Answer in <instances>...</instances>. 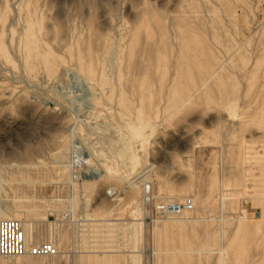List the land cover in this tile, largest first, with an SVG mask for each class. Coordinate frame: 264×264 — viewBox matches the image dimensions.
<instances>
[{"label":"rangeland","instance_id":"obj_1","mask_svg":"<svg viewBox=\"0 0 264 264\" xmlns=\"http://www.w3.org/2000/svg\"><path fill=\"white\" fill-rule=\"evenodd\" d=\"M14 1L0 0L2 215L58 254L0 264H131L144 187L153 204L193 203L178 220L140 216L138 264H264V0ZM128 121L154 133L126 179L148 172L72 181L73 154L78 173L97 169ZM62 208L75 223L54 219Z\"/></svg>","mask_w":264,"mask_h":264},{"label":"bare ground","instance_id":"obj_2","mask_svg":"<svg viewBox=\"0 0 264 264\" xmlns=\"http://www.w3.org/2000/svg\"><path fill=\"white\" fill-rule=\"evenodd\" d=\"M16 1V0H15ZM15 1H14V3H15ZM95 1V0H94ZM13 3V2H12ZM11 3V4H12ZM95 3V2H94ZM15 8V7H14ZM15 13H18V10H15ZM13 22H14V20H12ZM11 22V21H10ZM64 23V22H63ZM65 24V23H64ZM64 26V25H63ZM155 26H157V25H155ZM8 28V27H7ZM51 37V36H50ZM112 38H114V37H112ZM118 39V38H117ZM115 43V42H114ZM114 43H113V45H114ZM125 44H126V50L127 51H129L130 50V47H131V45H132V40L129 42V44H128V42H125ZM112 45V44H111ZM112 45V46H113ZM10 47V46H9ZM108 47H109V45H108ZM107 47V48H108ZM111 47V46H110ZM115 47V46H114ZM110 49L111 48H108V50L109 51H106V52H109V55L106 57V60L108 59V61H110L111 59L113 60V58H114V53H112V50L110 51ZM11 50V49H10ZM12 52V51H11ZM130 53V52H129ZM13 54V53H12ZM11 54V55H12ZM13 56V55H12ZM110 59V60H109ZM112 62V61H111ZM105 63H106V61H105ZM108 64H110L109 62H108ZM108 64H107V67H108ZM109 68H110V66H109ZM108 68V69H109ZM107 70V68L105 69V71ZM108 71V70H107ZM197 74H196V76H198V77H201V79H200V81H199V84H198V86H197V88L195 89V90H197V89H199V88H201V87H203L204 85H206V83L210 80V78L212 77V73H210V71L209 72H206V70L203 68V70H200V71H197L196 72ZM9 75H11V74H9ZM108 75H110L109 73H108ZM12 77V76H11ZM24 77V76H23ZM14 78H16V77H14ZM19 78V77H18ZM74 79V78H73ZM85 84V83H84ZM29 86V85H28ZM61 86V85H60ZM88 87V86H87ZM100 87V86H99ZM88 89V88H87ZM194 90V91H195ZM60 91V90H59ZM88 91V90H87ZM90 92V91H89ZM87 94H89L90 95V93H87ZM39 95H42V94H39ZM39 95H38V97H39ZM87 97V96H86ZM92 97V96H91ZM47 98V95L45 96V98L43 97V101H45V102H47V103H49L50 105H51V108L52 109H55L56 108V106H57V103L58 102H51V99H49V100H47L46 99ZM48 98H50L49 96H48ZM80 98V97H79ZM85 98V97H84ZM89 98V97H88ZM189 98V97H188ZM87 99V98H86ZM92 99V98H91ZM54 101V100H53ZM90 102V101H89ZM60 103V102H59ZM73 103V102H72ZM61 106V105H60ZM68 106V105H67ZM86 106V105H85ZM84 106V107H85ZM90 106V105H89ZM92 107V106H91ZM88 108V107H87ZM96 115V114H95ZM98 115V114H97ZM120 118V117H119ZM95 119V118H94ZM80 121H82V120H80ZM87 121V120H86ZM94 121V120H93ZM96 121V120H95ZM110 121V120H109ZM123 121H125V120H123ZM138 121V120H137ZM77 122H79V121H77ZM76 122V123H77ZM116 122V121H115ZM129 122V121H128ZM147 122V121H146ZM104 123H105V121H104ZM103 123V124H104ZM106 123H108V122H106ZM114 123V122H113ZM125 123V122H124ZM83 124H84V122H83ZM116 124L118 125H116L117 127H121V125L122 124H120V126H119V123L118 122H116ZM140 124H141V122H140ZM106 125V124H105ZM124 125V124H123ZM126 125H128V123L126 124ZM83 126V125H82ZM109 126V125H108ZM138 126V125H137ZM87 127V126H86ZM98 127H99V125H98ZM106 127H107V125H106ZM124 127H127V126H124ZM83 128H85V127H83ZM93 128V127H92ZM97 128V127H96ZM101 128V127H100ZM123 128V127H122ZM87 129V128H86ZM126 129V128H125ZM102 130V129H101ZM106 130H107V128H106ZM115 130H117V135H116V137H115V142H118L119 141V143H117V145L115 146V147H111V148H109V151H107L106 152V154L105 153H100V152H95V153H97V157L100 159V161L97 163L98 164V168L97 169H92V168H85V169H82V171H80V172H82L81 174H80V180H81V182L80 183H82V182H87V181H93V180H95V181H97V180H99L100 179V177H102V175H105L106 177H108V178H111V177H117V178H122L123 180H127L126 179V176L127 175H129L130 173H132V172H134V171H136V169L138 168V166L140 165V164H142L141 162H142V159H141V155H140V151H141V148L144 146V143L143 142H145L146 140H144L143 142H140V143H136V144H134V145H129V144H127L126 143V141H125V132H126V130L124 131V132H120V131H118L119 129H115ZM103 131H104V129H103ZM109 131V130H108ZM114 131V130H113ZM99 132H101V131H99ZM107 132V131H106ZM74 133V132H73ZM105 133V132H104ZM103 133V134H104ZM95 134V133H94ZM102 134V133H101ZM102 134V135H103ZM76 135V134H75ZM104 136V135H103ZM96 138H98L97 136H96ZM99 139H101V138H99ZM106 139V138H105ZM104 139V140H105ZM108 140V139H107ZM110 140H112V139H110ZM114 141V140H113ZM110 142V141H109ZM111 143H112V141H111ZM126 143V144H125ZM122 144H125L124 146H121ZM113 145V144H112ZM121 146V148L119 149V147ZM84 147H85V145H84ZM88 148V147H87ZM86 148V149H87ZM63 149H65V147L63 148ZM62 149V150H63ZM89 149V148H88ZM88 151V150H87ZM60 152H61V149L60 150H56V151H54V152H52L51 154H50V156H51V164L52 165H55V166H60V163L59 162H61V160L59 159V157L61 156V154H60ZM85 152V151H84ZM84 152H83V155H84ZM94 152V151H93ZM92 152V153H93ZM89 153V152H88ZM86 154V153H85ZM103 154H105L106 155V157H105V159H103L102 158V155ZM108 154V155H107ZM66 155V154H65ZM87 155V154H86ZM91 155V154H90ZM78 158H79V155H76ZM63 157V156H62ZM81 157H82V155H81ZM85 158V157H84ZM83 158V159H84ZM98 159V160H99ZM87 161V160H86ZM50 162V161H49ZM83 162H84V160H83ZM86 163V162H85ZM151 165V164H150ZM150 165H148V166H150ZM64 166V165H63ZM116 168H121V171H122V174H119L118 172H116ZM148 170L149 169H145V168H142L139 172H138V175L137 176H132V177H130V180L128 179L127 180V182L126 183H128V185H131V186H134L133 184H134V181L137 179V178H139L140 176H143V175H145L147 172H148ZM132 178V179H131ZM144 178H145V176H144ZM144 181V184L146 183V181L145 180H143ZM79 184V183H78ZM145 186V185H144ZM81 189V188H80ZM83 198V197H82ZM150 198H152V195L148 192V191H146V189H145V187L143 188V190H142V199H141V203H139V202H137V201H133L134 202V205H133V207L131 208V210H129L130 211V216H133L134 218H132V220H133V225H131V236L133 237V239L135 240V242H134V245L135 246H133V250H132V254H130V256H131V264H138L139 263V259H140V255H139V239L140 238H142V226L144 225V227L145 226H147V224L144 222V219L142 218V217H140V216H143L142 214L144 213V216H145V210H144V208H143V205H145V203H146V201H149V199ZM223 198V197H222ZM183 199V198H182ZM182 199H180V200H172V201H170V202H181L182 201ZM55 201L57 200V199H54ZM70 200V205H71V207H72V202H73V200H72V197L69 199ZM84 200H85V198H84ZM137 200V199H136ZM130 202V201H129ZM159 203H165V202H159ZM159 203H157V204H159ZM132 205V204H131ZM70 208V207H69ZM63 209V208H62ZM4 211H5V206H4V204L2 203V200H1V198H0V216L1 217H3V215H2V212L4 213ZM54 211V210H53ZM55 211H60V209L59 210H55ZM185 212V210L184 211H182L180 214H178V215H173L174 217L176 216H180V215H182L183 213ZM178 217H177V220H178ZM4 218H6V217H4ZM188 218V217H187ZM230 219V218H229ZM232 219V218H231ZM16 220H18V219H16ZM233 220V219H232ZM20 221V220H19ZM21 222V224H22V227H23V231H24V233H25V222H23V221H20ZM49 223L48 222V220L45 218V220L43 221V223ZM153 222H154V220H153ZM129 225V224H128ZM77 231H78V234L80 235V232H81V228L80 229H78L77 228ZM37 235H36V239L33 241V242H44V240H46L47 242H50L52 245H53V247L54 248H56V244H55V240L54 239H48V238H46V236L45 237H43V236H40L39 237V235H38V233H36ZM130 236V237H131ZM56 251H57V248H56ZM141 253H143L142 251H141ZM58 254V253H57ZM55 255V254H54ZM54 255H47V256H54ZM22 256H33V255H29V254H25V255H21V256H14V257H22ZM1 257V256H0ZM34 257H46V256H34ZM4 258H6V257H4ZM7 258H13V257H7Z\"/></svg>","mask_w":264,"mask_h":264},{"label":"built area","instance_id":"obj_3","mask_svg":"<svg viewBox=\"0 0 264 264\" xmlns=\"http://www.w3.org/2000/svg\"><path fill=\"white\" fill-rule=\"evenodd\" d=\"M74 153V152H73ZM83 159L76 154L70 158L69 165L71 168V180L76 181L80 178V174L77 170H81ZM147 189V187H146ZM115 189L109 188L107 194L114 196ZM192 199L186 196L181 202H165L159 204H153L151 198L146 201L144 208L147 212L144 219L150 223L153 220L163 218L165 216L178 215L184 210H190L192 208ZM58 216L54 219L56 221H69L75 223L72 211L69 208L58 211ZM146 223V222H145ZM58 250L53 247L50 242L44 240V242L27 241L24 235L22 224L19 220L12 218H4L0 216V256L1 257H14L25 254L33 256H47L57 254ZM147 263V262H146Z\"/></svg>","mask_w":264,"mask_h":264},{"label":"clouds","instance_id":"obj_4","mask_svg":"<svg viewBox=\"0 0 264 264\" xmlns=\"http://www.w3.org/2000/svg\"><path fill=\"white\" fill-rule=\"evenodd\" d=\"M153 133L154 128L151 127L150 122H142L139 126L133 122H129L126 127L125 141L129 145H134L143 142Z\"/></svg>","mask_w":264,"mask_h":264}]
</instances>
